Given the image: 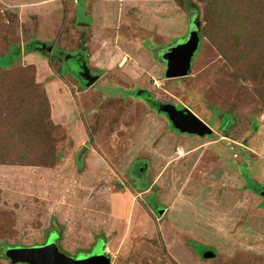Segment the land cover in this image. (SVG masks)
<instances>
[{"label":"rangeland","instance_id":"rangeland-1","mask_svg":"<svg viewBox=\"0 0 264 264\" xmlns=\"http://www.w3.org/2000/svg\"><path fill=\"white\" fill-rule=\"evenodd\" d=\"M47 3L0 0V264L54 231L74 259L264 264V0ZM196 40L172 76L162 58ZM167 104L213 133H181Z\"/></svg>","mask_w":264,"mask_h":264},{"label":"water","instance_id":"water-1","mask_svg":"<svg viewBox=\"0 0 264 264\" xmlns=\"http://www.w3.org/2000/svg\"><path fill=\"white\" fill-rule=\"evenodd\" d=\"M192 18L197 22V24H195L196 28H200L198 14L194 13ZM198 43V40H196L193 46H190L189 49L183 48L182 50L172 51V48L171 51L166 52L165 57L162 59L165 61L166 65H169L170 72L172 71V76L183 77L191 72L194 54L198 50ZM87 67L86 63H84V66L81 67L82 71L79 76L85 81L86 86L89 87L99 79V75L94 76ZM174 67L175 69H173ZM167 74L170 73L167 72ZM160 108L166 112L172 125L181 133L198 136H206L213 133V129L207 123L187 108L178 110L176 106L171 104L162 105ZM56 235L57 233L54 234V239L50 236L49 240L45 243L46 245L42 247L36 246L35 249L31 251L27 250L18 257H13V261L21 264H111V257L106 248L102 251H95L93 254L90 253L89 257L82 259L66 257L64 253L59 251L58 246L49 243L50 241L55 240L58 236ZM213 255L212 252H206L204 257H213Z\"/></svg>","mask_w":264,"mask_h":264},{"label":"trees","instance_id":"trees-1","mask_svg":"<svg viewBox=\"0 0 264 264\" xmlns=\"http://www.w3.org/2000/svg\"><path fill=\"white\" fill-rule=\"evenodd\" d=\"M195 12H193L192 13V16H193V14H194ZM192 16H191V19H192ZM200 37H201V33H200ZM45 43L44 42H41V41H38V40H32L30 43H29V48L28 49H30V51H34V52H39V53H41V51L43 50V48H42V46L44 45ZM46 57V59H48V60H50V58L49 57H47V56H45ZM85 59V58H84ZM85 63H86V60H85ZM63 72H61L60 74H62ZM75 76H76V73H75ZM79 75H77V77H78ZM81 78V77H80ZM149 93V92H148ZM147 96V98L149 99V96L148 95H146ZM147 99V100H148ZM156 103V105H158V104H160V102H158V101H156L155 102ZM153 107V106H152ZM155 107V106H154ZM229 127V126H228ZM90 139H91V137H90ZM146 186H148L145 182H142L141 183V187H146ZM248 188L249 189H251L252 191H254V192H257L258 194H259V190H260V192H261V189L260 188H256L255 187V185L252 183H250L249 185H248ZM261 194V193H260ZM54 232H56V231H54ZM54 232H51V234L52 233H54ZM50 234V235H51ZM50 235H49V237H48V239H47V241L49 240V238H50ZM57 235H58V237H59V234L57 233ZM46 241V242H47ZM208 249H210V248H208ZM206 252H212L213 253V251H211V250H207V251H205L204 252V254L206 253ZM204 254H203V257H204Z\"/></svg>","mask_w":264,"mask_h":264},{"label":"flooded vegetation","instance_id":"flooded-vegetation-1","mask_svg":"<svg viewBox=\"0 0 264 264\" xmlns=\"http://www.w3.org/2000/svg\"><path fill=\"white\" fill-rule=\"evenodd\" d=\"M76 56L75 57H79L80 56V60H77V63L80 65V67H83L84 66V63H85V59L83 58V56L81 55V52H77L76 54H75ZM72 57H74V56H72ZM86 64L88 65V63L86 62ZM88 67L90 68V66L88 65ZM91 69V68H90ZM91 73L95 76V75H99V73H97V72H93L92 70H91ZM78 78H80V76H78ZM81 79V82H82V84H84L85 86H86V84H85V81L82 79V78H80ZM144 92H146V91H144ZM143 94H146V93H143ZM146 95H148V94H146ZM149 96V95H148ZM259 195H260V193H259ZM264 198V197H263ZM264 200V199H263Z\"/></svg>","mask_w":264,"mask_h":264},{"label":"crops","instance_id":"crops-1","mask_svg":"<svg viewBox=\"0 0 264 264\" xmlns=\"http://www.w3.org/2000/svg\"><path fill=\"white\" fill-rule=\"evenodd\" d=\"M24 1H25V0H24ZM47 1H49V3H50V4H51V2H52V1H55V2H53V3H56V0H47ZM49 3H47V4L45 5V7H44V8H42V7H41V9H42V10H46V9H47V7H46V6H52V5H54V6H55V4H53V3H52L51 5H49ZM39 9H40V8H39ZM50 9L52 10V8H51V7H50ZM51 79H52V78H51ZM162 213H163V211H162ZM192 244H197V245H199V244H198V243H196V242H191V245H192ZM189 246H190V245H189ZM207 249H208V248H207ZM189 250H190V249H189ZM189 250H188V251H189ZM184 251H185V250H184ZM189 252H190V251H189Z\"/></svg>","mask_w":264,"mask_h":264},{"label":"clouds","instance_id":"clouds-1","mask_svg":"<svg viewBox=\"0 0 264 264\" xmlns=\"http://www.w3.org/2000/svg\"><path fill=\"white\" fill-rule=\"evenodd\" d=\"M86 66H88V65L86 64ZM58 238H59V237H58ZM11 248H13V247H11ZM5 255L8 256L6 252H5ZM8 258H9V257H8Z\"/></svg>","mask_w":264,"mask_h":264}]
</instances>
